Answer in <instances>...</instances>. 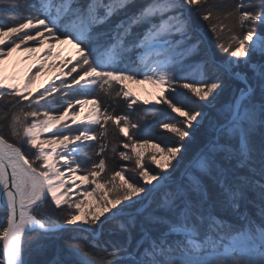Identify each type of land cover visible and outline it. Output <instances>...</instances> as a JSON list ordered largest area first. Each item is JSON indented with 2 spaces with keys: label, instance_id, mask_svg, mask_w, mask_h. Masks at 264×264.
Masks as SVG:
<instances>
[{
  "label": "snow or ice",
  "instance_id": "snow-or-ice-1",
  "mask_svg": "<svg viewBox=\"0 0 264 264\" xmlns=\"http://www.w3.org/2000/svg\"><path fill=\"white\" fill-rule=\"evenodd\" d=\"M0 264H264V0H0Z\"/></svg>",
  "mask_w": 264,
  "mask_h": 264
},
{
  "label": "bare ground",
  "instance_id": "bare-ground-1",
  "mask_svg": "<svg viewBox=\"0 0 264 264\" xmlns=\"http://www.w3.org/2000/svg\"><path fill=\"white\" fill-rule=\"evenodd\" d=\"M57 51H61L62 55L64 57H74L75 52L74 50L68 46V45H61L59 43L56 44ZM24 53H18L17 55L13 53V56L10 58L9 63L11 64L14 62L18 57L22 56ZM50 73L48 72L46 76H48ZM38 87L41 86V84L37 85ZM128 88H130L132 91L136 92L139 96L140 101H143L145 99L151 101L154 97L152 96L153 89L151 85L147 84H131Z\"/></svg>",
  "mask_w": 264,
  "mask_h": 264
},
{
  "label": "trees",
  "instance_id": "trees-1",
  "mask_svg": "<svg viewBox=\"0 0 264 264\" xmlns=\"http://www.w3.org/2000/svg\"><path fill=\"white\" fill-rule=\"evenodd\" d=\"M231 2V0H218V3H221V4H227V3H230ZM208 36H209V38H211V34L209 33L208 34ZM102 99H104L105 101H106V104H107V106H109V109L111 110V108L112 107H115L116 108V111L117 112H122V111H124L125 110V104H124V102L121 100V101H117L115 104L113 103V101H111V100H109V99H107V98H103L102 97ZM138 108L139 107H143L142 105H138L137 106ZM162 107V106H161ZM135 115V114H134ZM172 116H175V114H171ZM176 119H179V117H175ZM157 119H159V117L157 118ZM152 132L153 133H157V135L156 136H153V137H151V138H153V139H159V140H161L162 142H164V136H166V135H168V134H163V135H160L159 134V132H158V130H157V128L155 127V126H153L152 127ZM143 138V137H142ZM122 139V138H121ZM195 147H196V145L195 144H193L192 146H191V148H190V151H194L195 150ZM98 159V158H97ZM109 163H110V165H113V166H116V165H124V164H126L127 162H124V161H109ZM130 175V174H129ZM67 238V237H66ZM33 258L34 259H41V256L38 254V253H34V255H33Z\"/></svg>",
  "mask_w": 264,
  "mask_h": 264
},
{
  "label": "rangeland",
  "instance_id": "rangeland-1",
  "mask_svg": "<svg viewBox=\"0 0 264 264\" xmlns=\"http://www.w3.org/2000/svg\"><path fill=\"white\" fill-rule=\"evenodd\" d=\"M31 43V42H30ZM61 52V51H60ZM16 55L18 54V53H15ZM23 55H25V54H22V56ZM69 58H74V57H64L63 55H62V52H61V59H69ZM17 60V59H16ZM51 62V61H50ZM56 63H59V61H55ZM21 67H23V65H21ZM33 71H35V69H33ZM50 73L48 76H46V74L47 73ZM47 73L45 74V75H42V76H40V77H38L37 78V85H39V84H41V86L43 85V86H46L47 84H48V82L50 81V80H52L53 78H54V76L56 75V72H54V71H47ZM57 83H59L58 81H57ZM131 84H129L128 85V87L130 86ZM140 105H142V104H140ZM143 106V105H142ZM85 111H87V109H85ZM73 127H75V126H73ZM46 135H50V134H46ZM151 167H153L154 168V166H151ZM131 175V174H130Z\"/></svg>",
  "mask_w": 264,
  "mask_h": 264
},
{
  "label": "built area",
  "instance_id": "built-area-1",
  "mask_svg": "<svg viewBox=\"0 0 264 264\" xmlns=\"http://www.w3.org/2000/svg\"><path fill=\"white\" fill-rule=\"evenodd\" d=\"M86 112V111H85Z\"/></svg>",
  "mask_w": 264,
  "mask_h": 264
}]
</instances>
